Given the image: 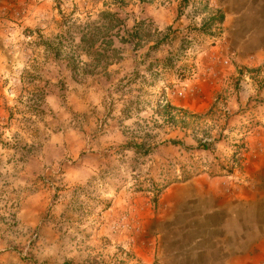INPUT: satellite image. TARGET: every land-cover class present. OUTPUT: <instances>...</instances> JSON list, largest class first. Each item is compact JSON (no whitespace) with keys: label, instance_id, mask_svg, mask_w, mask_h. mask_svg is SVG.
<instances>
[{"label":"rangeland","instance_id":"374dc122","mask_svg":"<svg viewBox=\"0 0 264 264\" xmlns=\"http://www.w3.org/2000/svg\"><path fill=\"white\" fill-rule=\"evenodd\" d=\"M190 237L264 264V0H1L0 264Z\"/></svg>","mask_w":264,"mask_h":264},{"label":"crops","instance_id":"0c3cea01","mask_svg":"<svg viewBox=\"0 0 264 264\" xmlns=\"http://www.w3.org/2000/svg\"><path fill=\"white\" fill-rule=\"evenodd\" d=\"M1 1V0H0ZM123 57V54H120ZM126 58L119 61L117 64L109 65L106 69V72L110 74V78L113 76L122 77L125 74L124 63H128L127 56ZM129 58V57H128ZM227 240V239H226ZM164 241V240H161ZM169 243L165 248H160L155 259L152 255L143 254L139 256L141 264H216L214 257L215 245L214 243L207 246L204 244V240L190 238H180V239H170ZM219 260V264H221Z\"/></svg>","mask_w":264,"mask_h":264},{"label":"trees","instance_id":"16d2710c","mask_svg":"<svg viewBox=\"0 0 264 264\" xmlns=\"http://www.w3.org/2000/svg\"><path fill=\"white\" fill-rule=\"evenodd\" d=\"M222 22V15L221 14H216L211 16L210 18H208V20L205 22V24L202 26V29L206 28V27H210L212 23H221ZM158 45H160L159 43H156L154 45V47H158ZM141 145L140 144H135L133 143L131 148L134 151H139Z\"/></svg>","mask_w":264,"mask_h":264}]
</instances>
